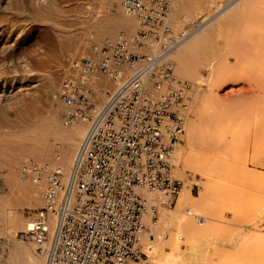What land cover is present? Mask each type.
<instances>
[{
  "label": "built area",
  "instance_id": "1",
  "mask_svg": "<svg viewBox=\"0 0 264 264\" xmlns=\"http://www.w3.org/2000/svg\"><path fill=\"white\" fill-rule=\"evenodd\" d=\"M120 3L137 30L93 45L60 79L64 123L86 124L69 168L28 165L32 181H42V204L19 238L36 245L43 264L139 262L144 216L170 206L180 189L171 152L191 84L167 56L196 24L174 30L170 0Z\"/></svg>",
  "mask_w": 264,
  "mask_h": 264
},
{
  "label": "bare ground",
  "instance_id": "2",
  "mask_svg": "<svg viewBox=\"0 0 264 264\" xmlns=\"http://www.w3.org/2000/svg\"><path fill=\"white\" fill-rule=\"evenodd\" d=\"M60 2L61 0H0V14L6 12L7 15L12 17L30 15L37 18L36 20L41 23H45L46 27V23H48L53 28L58 24V26H61L60 23L64 19L62 18L61 22H58L60 20L58 18L65 12H61L62 9L59 7ZM258 2L260 0H244L241 4L237 5L234 1L229 2V4L225 3L220 8L227 9L232 7L231 17L238 13L249 16L255 12L254 8L259 5ZM103 4L105 6L100 11L98 17L94 20L88 19L87 30L91 29V32L92 30L95 32V37H91L94 41L93 45H100L103 40L102 38H113L118 32L123 31L125 34H132L131 32L135 30L134 17L124 11L120 0H103ZM110 8H114L115 12H110ZM75 15L84 17V15L78 12ZM197 25L196 27L198 28L195 27L194 32H198L202 28ZM23 30L26 29L25 25L22 24L0 26V55L8 50L12 52L23 41H26L28 36L19 37ZM213 32L212 29L201 30L192 37L193 33L191 32L192 34H188L171 51L169 50L168 55L171 54V57L175 60L174 62L171 60L174 65V72L180 75L179 77L187 78L191 73L187 69L189 67H187L188 63H186L191 55L202 52L209 42L215 43L214 38L216 37H210ZM54 33L56 34V32ZM14 35L16 36L14 37ZM246 39L248 37H233L228 35L224 40L227 46H232L233 48L234 45H239L240 42H244ZM50 44V47L53 49L52 43ZM260 44L259 47H261ZM244 46H246L245 43ZM85 48L84 50L87 49ZM80 54H82L81 51L70 59L71 70L73 63L76 62L75 58L79 59ZM3 55L1 56L3 57ZM257 55L262 56L264 54L259 53ZM10 56L12 59V55ZM6 59L8 62L10 61V59ZM262 60L264 59H260L261 63L264 62ZM22 62L25 64L20 67L30 74L29 77H25L28 79L27 81L23 78L19 80L16 78L11 79L10 77V80L8 79L9 84L0 83V164L3 165L2 167L6 166L5 168L8 169L5 176V181L8 184L7 191L4 194H0V264H43V258L36 251L35 245L31 242H23L19 238V233L25 229L30 219L18 213L17 208L21 210L34 209L42 204V181L40 180L37 183L32 181L28 165L30 163L38 165L49 164L51 166L58 165L63 170H67L86 128V124L81 120H74L68 124L64 123V115L67 108L60 98L56 95L54 96L58 90L57 83L59 79L57 75L44 73L41 78H38L39 76L31 72L30 67L32 69L38 68L47 71V68H49L48 59L43 60L39 58V60L30 65L26 60ZM199 64H202L203 67H208L207 79L205 80L206 88L204 91H200L198 88L200 86L199 83H193L195 85V89L192 90L193 94L195 93V103L191 105L189 102V111L191 106L190 112L192 116L186 119L184 132L181 136L183 137V143H175L171 152L170 174L173 177L179 178L182 182L179 189V198L176 207L172 210L168 209V205L159 206L156 212V221L153 220L150 213L144 216L147 230L144 234L141 248L147 258L141 261L142 264H203L202 249L198 246L197 241L203 240V238L205 241L211 223L205 227H199V224L196 225L197 223L195 224L194 219L190 215L193 212H196L195 215L198 214L197 212L210 213V210L207 211L206 207L208 196L207 185L202 181L205 180L206 176L200 173L199 177L201 181H191L185 177L184 172L187 169L200 171L201 162L196 160V157L197 155L207 156L206 151H208L210 145L211 147H216V149L221 148L222 143L219 140L216 142L208 140L213 143L210 144L203 137L208 135V127L211 121L215 127L220 126L221 129V122L223 121L222 114L219 117V114L222 112L220 111L221 108H226L227 113L234 106L231 102L236 100L218 96L215 91L217 82L224 85L228 74L226 70H222L223 66H221L222 69H217L216 65L210 66L209 59L207 60L206 58ZM257 64H246L249 66L247 72L253 66L259 69V65H261L259 60ZM246 65L245 67H247ZM247 72L241 74L242 79L247 78ZM239 77L238 79L240 80L241 78ZM262 83L264 82L262 81ZM188 97L190 96L188 95ZM192 97L190 98L192 99ZM217 106L221 107L220 110H218L219 107L217 108ZM216 109L219 111L217 115L214 114ZM217 131H219V127ZM199 143L208 149L205 152L200 150L199 145L201 144ZM201 148L204 149L203 147ZM217 152L222 153L219 150ZM0 174L2 173L0 172ZM2 179L0 180V191L3 188L1 186ZM192 186H202L204 190L198 196H193L191 192ZM151 195H155V193ZM185 206H188V209H184ZM206 217V215L203 217L197 216L196 219L202 224L206 220ZM208 220V222H211L210 220L212 219L208 217ZM182 236L185 238L184 242H182L183 246L177 241V239H182ZM207 236L209 237V235ZM201 245L202 248L205 246L204 244ZM4 248L7 250L6 257L2 254ZM205 248H203L204 252L206 251ZM206 254L204 253V255ZM206 256L205 260L206 258L209 259L208 256L210 257V255Z\"/></svg>",
  "mask_w": 264,
  "mask_h": 264
},
{
  "label": "rangeland",
  "instance_id": "3",
  "mask_svg": "<svg viewBox=\"0 0 264 264\" xmlns=\"http://www.w3.org/2000/svg\"><path fill=\"white\" fill-rule=\"evenodd\" d=\"M234 1L238 5L244 0H208L204 8L196 10L183 9L176 12V3L174 0H170L169 23L174 30H182L188 24H193L194 22L202 28L198 32L192 31L193 35L191 37L201 30L206 29H212L214 31L210 37H216L214 38L215 43L209 42L202 52L199 51L200 53L198 54L192 53L193 55L186 61L191 66L187 65L189 67L187 69L191 73L187 78H183L182 76L181 78L189 81L191 84L188 95L192 97V90L195 89L194 82L199 83L200 86L198 88L200 91H204L206 88L205 80L207 79L208 67H203V62L199 64L206 58L207 60L209 59L210 66L216 65L217 69H222L221 66H223L222 70H226L228 73L224 85L219 82L216 84L215 91L218 96H222L223 98L229 97L231 100H236L234 101L235 103L237 102L235 104L229 100L231 104H234V109L231 107V110L227 113L226 108L223 107V109L217 106V108L219 107L218 110L221 108L220 111H222L219 114V117L222 114L223 118L221 129L218 126L219 131H217L218 127H215L211 121L208 127V135L205 137L202 136L207 139L206 142L208 140L211 142L219 140L222 143L221 148L216 149V147H211L210 145L208 149L199 143L201 144L199 145L200 150L205 152L208 149L206 151L207 156L197 155L196 157V160L201 162L200 171L187 169L184 172L185 177L191 181H201L199 177L200 173L206 176L205 180L202 181L207 185L208 196L206 207L207 211L210 210L211 215L207 211V213L205 212L206 214L197 212L198 214L195 215L196 212H193L190 215L194 219L195 224H199V227H205L211 223L208 231L209 234L207 233L209 237L206 235L205 241L204 238L200 240L202 243L197 241L198 246L202 249L204 257L203 264H264V83H262V81L264 82V62H260V59H264V55H257L259 53L264 54V1L260 0L258 2L259 5L254 8L255 12L249 16L238 13L231 17L232 7L222 9L220 6ZM104 6L103 0H61L59 7L62 9V13L65 12L58 18L60 19L58 22L60 23L61 19L64 18L61 22L63 25L60 23L62 28L58 24L53 27L54 29L50 24L46 23L47 27H49L47 28L45 23H41L36 20L37 18L30 15L22 17L21 15H17L12 17L7 15L6 12H2L0 14V26H10L11 24L25 25L26 30H23L21 33L19 32L21 35L19 37H28L26 41H23L19 47L12 51L13 53L8 50L3 53L4 55L1 54L3 57L0 55V83L5 85L9 84L10 77L11 79L16 78L19 80L23 78L27 81L28 79L25 77H29L30 74L24 71V68L20 67L25 64L22 61L26 60L30 65L40 58L43 60L48 59L49 68L45 71V69H32L30 67L31 72L39 76L38 78H41L44 73L57 75L59 79L57 86H59L61 79L59 76L71 70V64H69L70 59L81 51L80 59L93 46L94 41L91 37H95V32L93 30L91 32V29L89 31L87 30L88 19L94 20L97 18ZM109 11L113 13L115 9L110 8ZM76 12L84 15V17L75 15ZM212 14H214V19L206 21V18L212 16ZM198 17H201L202 21L198 20V23H196L195 21ZM133 19L135 21V30L133 32H135L138 23L135 18ZM48 29L51 30L48 31ZM228 35L233 37H248V39L240 42L239 45L237 44L238 42L235 43L237 45H234L232 48V46L230 47L225 44L224 39ZM106 38L108 37L102 39L104 40ZM50 43H52L54 50L50 47ZM244 43L246 46H244ZM259 44L261 47H259ZM84 47L88 50L86 48L87 51L84 50ZM10 55H12V59ZM4 56L10 59V63ZM167 57L170 61H175L171 57V54ZM5 59L6 61H4ZM75 59L78 61L77 58ZM258 60L261 64L259 65V69L253 66L247 72L249 66L246 64H257ZM244 72H247L246 77L248 79L241 78V74ZM175 74L178 75L176 72ZM3 77L4 79H2ZM238 77L242 80H239ZM57 91L54 96L56 95L58 97ZM194 98L195 93L192 99L190 98L189 100L191 105L195 103ZM235 107L238 108L236 109ZM218 110L216 109L214 114L217 115ZM190 111L189 116L191 117ZM211 142L210 144H213ZM178 143H183V137H181ZM216 150L222 151V153ZM2 166L0 164V172L4 175L3 177L0 174V180L3 177V182L1 181L3 188L0 194H4L8 187L5 181L8 169L5 168L6 166ZM176 179L180 181L181 188V180L179 178ZM202 190H204L202 186H192L191 192L193 196H198L203 192ZM178 198L179 192L175 201L170 206H167L169 210L176 207ZM39 207L23 210L17 208V212L25 218L30 219ZM187 207L185 206L184 209H188ZM205 215L207 217L202 224L197 221V216L203 217ZM208 217L212 219L210 220L211 222H208ZM156 219L157 213L153 216V220L156 221ZM184 240L185 238L183 236L182 239H177L182 246ZM201 244L205 245H203V248L207 246L205 250L211 257L208 256L209 259L206 258L207 261L205 260V256L208 254H206V251L204 252ZM2 254L4 257L7 256V250L5 248ZM146 258V255H143L139 262L133 264H142L141 261Z\"/></svg>",
  "mask_w": 264,
  "mask_h": 264
},
{
  "label": "crops",
  "instance_id": "4",
  "mask_svg": "<svg viewBox=\"0 0 264 264\" xmlns=\"http://www.w3.org/2000/svg\"><path fill=\"white\" fill-rule=\"evenodd\" d=\"M176 3V12L181 11L183 9L186 10H196L199 8H204L205 4H207L208 0H188V1H184V0H174ZM206 7V6H205ZM214 14H212V16L206 18V21L208 20H213ZM201 20V17H198L197 20L195 21L196 23H198Z\"/></svg>",
  "mask_w": 264,
  "mask_h": 264
}]
</instances>
